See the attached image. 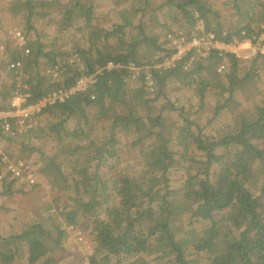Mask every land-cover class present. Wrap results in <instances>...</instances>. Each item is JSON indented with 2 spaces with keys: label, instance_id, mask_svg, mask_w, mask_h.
Returning a JSON list of instances; mask_svg holds the SVG:
<instances>
[{
  "label": "trees",
  "instance_id": "trees-1",
  "mask_svg": "<svg viewBox=\"0 0 264 264\" xmlns=\"http://www.w3.org/2000/svg\"><path fill=\"white\" fill-rule=\"evenodd\" d=\"M3 9L21 27L0 36V111L17 92L39 109L25 129L0 120V150L9 141L20 145L11 157L36 156L19 175L0 159V264H60L82 228L91 247L74 264H264V0ZM215 41L260 47L245 59ZM194 101L212 116L197 121ZM39 186L48 202L17 205Z\"/></svg>",
  "mask_w": 264,
  "mask_h": 264
},
{
  "label": "rangeland",
  "instance_id": "rangeland-1",
  "mask_svg": "<svg viewBox=\"0 0 264 264\" xmlns=\"http://www.w3.org/2000/svg\"><path fill=\"white\" fill-rule=\"evenodd\" d=\"M0 4L3 8L7 7L8 4V0H0ZM21 27V24L18 23L15 19H12L10 17V15L7 14V12L3 9V13L0 16V36L2 34V31L4 29H9V31L12 33L15 31V29H18ZM232 50H235L241 57L245 54H253L254 51L260 47V44H252L250 42H243L241 43L239 46H235L233 44H229ZM264 49V47H262V50ZM177 56V54H176ZM175 56V57H176ZM4 81L5 80V73L3 72L2 69H0V81ZM191 112L193 114V117L199 121L202 122V119H206V116H209V118L212 116V112L211 111H203L200 112V110H198V103L196 101H194L193 106L191 107ZM18 125H21L19 120L17 121ZM18 135L15 136L14 139L17 138ZM43 140L41 139H36V145L40 144ZM14 143V142H13ZM13 143L6 141V148L0 150V154H2V157H0L1 160H7L6 159V155L7 157L10 159V163H17L15 158L17 160H20L21 162H19V164H24L26 163L28 165L27 168H29V166L31 167L33 165V163H35L36 161V156L35 155H30L29 158H27L25 161L22 160L21 158H17V156L11 157L10 155H12L13 152H16V150L20 147V145L15 144L12 145ZM11 146V147H10ZM1 148V146H0ZM34 169V168H33ZM30 174L26 173L23 176V179H27L29 177ZM23 184L27 185V188H31L33 187V183H28L25 180H22ZM41 189L36 190L34 194H23L21 195V199L19 197H17L18 202L17 205H23L25 207H30V208H34L36 207L38 204H44L46 202H48L50 200V198L52 197V191L48 188H45L43 186H39ZM263 200V198L261 199ZM264 202V201H263ZM33 206V207H32ZM41 206V205H38ZM5 224L7 225V221H6V214H3L1 212L0 214V229L3 228L5 226ZM81 232H84V229L82 228L80 229H76L75 231H72L70 238L68 239L67 242V250L66 251H62L59 252V259H60V264H74L75 259L77 258L78 255H85L86 253H89V248L91 247L90 244V236L88 235H83V233L81 234ZM87 234V232H85ZM70 250H73L74 253H72ZM84 264H88L87 259H85Z\"/></svg>",
  "mask_w": 264,
  "mask_h": 264
},
{
  "label": "built area",
  "instance_id": "built-area-1",
  "mask_svg": "<svg viewBox=\"0 0 264 264\" xmlns=\"http://www.w3.org/2000/svg\"><path fill=\"white\" fill-rule=\"evenodd\" d=\"M15 36L19 39V41H22L23 40V36L21 34L20 31H17L15 33ZM24 43V42H23ZM200 42H199V39L197 37H195L192 42L188 43V45L186 47L182 46L179 48V51L177 53V58L180 57V55L185 52L186 48H189L190 45H198ZM233 45H240L239 43H231ZM213 46L214 47H217L219 49H226V52H233V53H236L238 56H240L235 50H232L230 45L227 44V43H223L221 41H215L213 42ZM208 50V49H207ZM29 50L27 49L26 50V53H28ZM262 52L264 53V49L262 50ZM203 54H206L203 53ZM252 54H245L243 55L242 57L245 58V59H248ZM175 57V58H176ZM241 57V56H240ZM22 67V62L21 61H17V62H14L12 64H10V68H13L16 70V72H19V69ZM88 83V79H80L78 80L76 86L71 89L70 93H73L75 92L76 90H80L82 88H84ZM67 95H69V93H65V92H60L58 94H56V97L60 98V99H64ZM23 96L24 94H21L19 92H17L16 94V97H15V100L12 104V108L10 110H7V111H0V120H3L4 123H3V126L4 128L7 130V131H10L11 130V127H12V123L11 121H8V118L10 117H20L21 119L19 120L20 124L24 125L23 128H27L26 126V121L31 119L35 113L38 111L39 109V105H27V106H22V100H23ZM1 142L2 140L0 139V145H1ZM15 160L18 162V164H15V163H12V171L13 172H16L18 175L20 174V170L21 168L24 166V164H19V162H21L20 160H17L15 158ZM28 167V166H27ZM30 167V166H29ZM28 180H30L31 183H33L35 181V177H34V174H33V169L30 168V175L28 177Z\"/></svg>",
  "mask_w": 264,
  "mask_h": 264
}]
</instances>
